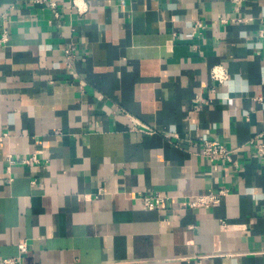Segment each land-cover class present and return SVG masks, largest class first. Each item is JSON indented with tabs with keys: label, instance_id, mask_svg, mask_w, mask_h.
Segmentation results:
<instances>
[{
	"label": "crops",
	"instance_id": "crops-1",
	"mask_svg": "<svg viewBox=\"0 0 264 264\" xmlns=\"http://www.w3.org/2000/svg\"><path fill=\"white\" fill-rule=\"evenodd\" d=\"M55 1L0 0V264H264V0Z\"/></svg>",
	"mask_w": 264,
	"mask_h": 264
},
{
	"label": "built area",
	"instance_id": "built-area-1",
	"mask_svg": "<svg viewBox=\"0 0 264 264\" xmlns=\"http://www.w3.org/2000/svg\"><path fill=\"white\" fill-rule=\"evenodd\" d=\"M38 4H46L51 9H53L54 15L56 17L59 16V12L57 11V2L55 0H32ZM73 4L76 6L75 1L73 0ZM197 26H201L200 23H197ZM259 35L262 38L263 46H262V59L264 61V30L259 31ZM7 41V34L4 31L0 35V47ZM70 49H67L66 52L70 54ZM210 76L213 80L222 83L227 80V73L223 66H214L210 71ZM137 129L140 131H144L145 128L141 124L140 128L137 126ZM146 131V130H145ZM147 132V131H146ZM264 132H260L256 136L250 139V142H254L256 137H262ZM258 152L264 154V141L256 144ZM236 153L235 148H231L228 145L224 144L222 141L217 139H209L205 138L202 140V146L200 150V154L203 158L207 160V162L211 165L219 161H225L234 163V156ZM11 163L12 159L9 160ZM223 195V191L219 190L217 192H208L204 194H197L192 199L188 200V205L191 208L204 206L209 207L214 203L219 202L220 197ZM168 200V196L162 193H153V194H142L140 196V201L142 205L147 209H154L159 206H162ZM18 248L20 251L26 250V243L21 242L18 244ZM1 264H20L19 256L14 257H5L1 260Z\"/></svg>",
	"mask_w": 264,
	"mask_h": 264
}]
</instances>
